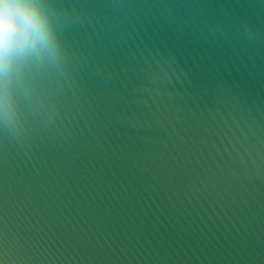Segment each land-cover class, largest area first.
I'll list each match as a JSON object with an SVG mask.
<instances>
[{
	"label": "water",
	"instance_id": "water-1",
	"mask_svg": "<svg viewBox=\"0 0 264 264\" xmlns=\"http://www.w3.org/2000/svg\"><path fill=\"white\" fill-rule=\"evenodd\" d=\"M62 63L0 130V264H264V0H52Z\"/></svg>",
	"mask_w": 264,
	"mask_h": 264
},
{
	"label": "clouds",
	"instance_id": "clouds-1",
	"mask_svg": "<svg viewBox=\"0 0 264 264\" xmlns=\"http://www.w3.org/2000/svg\"><path fill=\"white\" fill-rule=\"evenodd\" d=\"M63 56L52 0H0V130L21 124L30 76Z\"/></svg>",
	"mask_w": 264,
	"mask_h": 264
}]
</instances>
